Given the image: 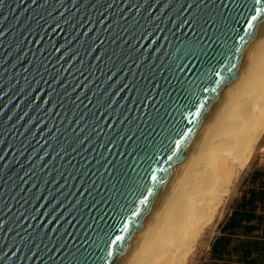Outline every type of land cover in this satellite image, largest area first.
<instances>
[{
  "label": "water",
  "instance_id": "95a60500",
  "mask_svg": "<svg viewBox=\"0 0 264 264\" xmlns=\"http://www.w3.org/2000/svg\"><path fill=\"white\" fill-rule=\"evenodd\" d=\"M253 5L0 0V264H126L264 31Z\"/></svg>",
  "mask_w": 264,
  "mask_h": 264
},
{
  "label": "bare ground",
  "instance_id": "6f19581e",
  "mask_svg": "<svg viewBox=\"0 0 264 264\" xmlns=\"http://www.w3.org/2000/svg\"><path fill=\"white\" fill-rule=\"evenodd\" d=\"M263 45L264 31L248 57L237 81L227 92L219 109L213 114L198 142L184 161L126 264H163L168 261L169 255L179 256L184 250L183 247H179L180 244L176 243L180 242L178 239L180 232L186 231L190 220L197 218L199 214V202L192 194L199 187H206L207 189L220 178L217 176L219 172L216 171L218 174H214L215 172H209V169L220 165L219 161H223L227 152L229 154V152L239 149L243 143L242 138L252 133V127L251 130L249 129L251 132L246 134L249 130L239 126L245 118L236 112L237 109L239 110V103L242 102L238 100L240 95L238 98L237 96L234 98V95L238 92L239 84L244 80L243 78L241 82L240 79L246 74L245 72H248L251 66L253 68V63H260L264 59ZM244 77L246 79V76ZM243 84L245 86V83ZM242 89L244 88L242 87ZM227 106L229 107L227 108ZM263 113L264 109L262 110V108L256 111L257 115ZM255 125L257 128L261 124L256 121Z\"/></svg>",
  "mask_w": 264,
  "mask_h": 264
},
{
  "label": "rangeland",
  "instance_id": "374dc122",
  "mask_svg": "<svg viewBox=\"0 0 264 264\" xmlns=\"http://www.w3.org/2000/svg\"><path fill=\"white\" fill-rule=\"evenodd\" d=\"M261 61L260 63H253V68L251 66L250 70L245 72L244 76H246V79L244 76L240 79L242 82L244 78L237 88L239 93L237 92L238 94L235 93L234 95V98L236 96L238 98V95H240L238 100L243 103L242 105V103L238 102L240 104L239 110H236V112L241 114V117L245 118L239 126L247 128V130H251L252 127V133L242 138L243 143L239 149L231 151L229 154L227 152L228 156L226 155L223 161H219L220 165L223 163L224 166L223 164L221 167L216 165L209 169V172H215L214 174L219 172L217 176L220 178L207 189L206 187H202L203 189L199 187L192 194L199 202L198 217L190 220L186 231L180 232L178 238L180 242L176 243L180 244L181 246L179 247H183L184 250L179 256L169 255L168 261L163 264H171L172 262L173 264H200L203 262L202 259L205 256L214 228L225 213L227 199L230 195L237 194L242 178L250 164H255L257 161L264 159V113L262 115L256 114L258 109H264V59ZM243 83H245V86ZM241 106L243 109L240 108ZM256 121L261 124L257 128L255 125ZM250 130L246 134H249ZM213 134H215L214 131Z\"/></svg>",
  "mask_w": 264,
  "mask_h": 264
},
{
  "label": "crops",
  "instance_id": "0c3cea01",
  "mask_svg": "<svg viewBox=\"0 0 264 264\" xmlns=\"http://www.w3.org/2000/svg\"><path fill=\"white\" fill-rule=\"evenodd\" d=\"M200 264H264V159L230 195Z\"/></svg>",
  "mask_w": 264,
  "mask_h": 264
},
{
  "label": "snow or ice",
  "instance_id": "6c2138e0",
  "mask_svg": "<svg viewBox=\"0 0 264 264\" xmlns=\"http://www.w3.org/2000/svg\"><path fill=\"white\" fill-rule=\"evenodd\" d=\"M261 4H262V0H254L253 11L256 13V15H253L252 20L248 21L250 27L252 26V21L257 20V17L261 15V8L257 7V5H261ZM258 27H264V21H261L260 24L258 25ZM241 39H243V38H241ZM204 90L207 91L208 89L205 88ZM213 90H215V89H213ZM178 143H179V141H177V144ZM168 159L171 160L172 157L169 156ZM152 179L155 180L156 179L155 176H153ZM161 182H162V180H161ZM145 191H147L149 194H151L152 189H150V188L145 189ZM142 195H143V192H142ZM146 202H147V197H145L143 200H141V203H146ZM116 239L119 240L120 237L117 236ZM107 256L111 257V256H113V253L111 251H108ZM113 264H115V262H113Z\"/></svg>",
  "mask_w": 264,
  "mask_h": 264
}]
</instances>
